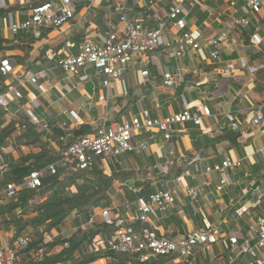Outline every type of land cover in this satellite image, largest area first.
Here are the masks:
<instances>
[{"label":"crops","instance_id":"crops-1","mask_svg":"<svg viewBox=\"0 0 264 264\" xmlns=\"http://www.w3.org/2000/svg\"><path fill=\"white\" fill-rule=\"evenodd\" d=\"M39 1L0 0V9L14 8L0 16V40L5 41L2 46L0 44V62L9 58L16 66L18 80L26 73L40 79L38 84H21L26 97L23 108L20 110L12 103L11 114L3 119L4 126L12 123L18 126L25 116L30 120L38 116L55 127L66 124L70 132L82 125L96 132L107 118L124 123L148 112L154 119L165 120L186 109L202 115L203 110L209 108L211 115H202L200 125L189 122L185 127L175 126L170 139L163 133L138 134L135 140L149 145L143 153L125 154L124 161L119 163L99 160L98 166L105 174L118 176L109 192L112 206L107 209L132 216L155 192L165 188L176 190L174 204L157 222V232L174 239L201 228H212L221 239L212 248L199 247L196 254L182 264H230L232 248L228 240L231 237L239 240L235 264H264V249L256 248L249 233L250 225L264 216V160L257 153L264 143V135L262 125L256 121L260 106L264 104V85H259L255 76L257 70L264 68V21L244 0H238L236 6L226 0H211L195 6L185 4L183 11L172 19L169 17L172 4L168 0H83L76 8L75 18L63 29L64 33L43 28L35 33L21 32L13 36L11 24L26 20L29 9ZM122 16L141 21L149 30L163 34L166 45L155 53L148 67L136 58L128 68L121 70L109 87H105L106 77L95 70L66 74L55 61L46 58L48 51L59 52L67 40L79 43L90 37L100 41L107 31L122 36ZM239 19L249 20L250 25L247 28L233 26ZM182 21L186 23L183 28L179 25ZM190 29L201 30L205 41L223 33L228 35V45L223 48L219 60H213V49L207 45L198 51L189 50L180 59L171 55L177 48V41ZM255 33L263 39L259 47L252 42ZM144 70L149 71L148 77L143 75ZM168 73L177 77L172 87L163 82ZM9 99L12 100L11 95ZM37 107H44L50 121L37 113ZM70 110L79 114L80 123L70 117ZM261 113L264 115V110ZM229 115L241 126L235 145L225 137L231 131ZM51 144L60 149L59 140H52ZM3 152L19 157L11 145ZM140 156L144 164L135 158ZM227 158L241 160L242 166L231 172V176L230 171H226L229 185L218 192L221 175L207 169L222 166ZM3 161L0 153V165ZM186 172L190 176L177 183L176 179ZM187 186L201 190L196 202L188 197ZM146 190H149L146 201L136 197ZM42 202L37 199L35 204ZM102 209L97 208L92 214L98 223L103 222ZM78 218L73 214L65 225L46 236V242L58 237L68 238L79 228L85 229L88 223L85 216L80 214ZM13 235V232L1 231L4 245L13 240ZM248 242L255 254H239ZM83 251L87 253L92 248L85 247ZM81 254L77 253L76 258ZM171 260L180 264L176 256ZM9 264L25 262L18 256ZM93 264H107V260Z\"/></svg>","mask_w":264,"mask_h":264},{"label":"built area","instance_id":"built-area-1","mask_svg":"<svg viewBox=\"0 0 264 264\" xmlns=\"http://www.w3.org/2000/svg\"><path fill=\"white\" fill-rule=\"evenodd\" d=\"M82 1L47 0L40 5L31 7L26 20L12 23L10 32L13 36H17L21 32L35 33L43 28H49L64 33L63 29L75 18L76 8ZM168 1L172 4L169 14L172 19L183 11L185 4L195 6L211 0ZM226 1L231 6H236L238 2V0ZM244 1L252 12L264 21V0ZM121 22L124 25L122 36H118L112 31H107L100 41H95L90 37H86L79 43L67 40L59 52L48 51L46 58L55 61L57 66L66 74L76 75L91 69L95 70L96 73L106 77L103 84L105 87H109L112 81L119 77L121 70L128 68L136 58H140L141 64L148 67L154 59L155 53L166 45L163 34L159 31L149 30L144 26L143 22L131 20L126 16L121 17ZM179 25L183 28L186 23L182 21ZM249 25L250 21L246 19H239L233 22L235 27L247 28ZM252 42L255 47H259L263 43V39L258 33H255L252 36ZM205 45L212 47L213 60H219L223 48L228 45V35L223 33L217 38L205 41L201 30L190 29L177 41V48L174 49L171 55L180 59L189 50L198 51ZM0 74L8 77V88L0 97V108L5 118L12 112V103L20 110L23 108L26 97L21 89V84L25 82L38 84L40 79L38 76L26 73L22 80H18L16 66L9 58H5L0 62ZM143 75L148 77L149 71L144 70ZM163 82L165 86L172 87L177 83V77L170 73L165 74ZM9 95H11L12 100L9 99ZM5 99L7 100L6 103L3 102ZM262 110H264V104L260 106L256 121L262 125V134L264 135V115L261 113ZM69 115L75 123H80L79 114L75 110H70ZM202 115L210 116V109L206 107ZM202 115L201 112H192L186 109L165 120H160L150 117L149 113L145 112L142 116L134 117L124 123L107 118L96 132L82 136L72 143H69L70 135H64L59 139L64 148L60 151L59 160L33 172L24 179L21 185L9 184L7 188L0 190V205L13 199L23 188L39 190L42 188L43 178L47 175H56L59 169H64L66 172L71 173L90 172L98 165L99 160H113L119 163L118 158L122 154L127 152L143 153L148 150L149 145L146 142H137L135 137L138 134L163 133L166 139H170L174 134L175 126L185 127L189 122L200 125ZM4 118H2V122ZM30 121L37 124L41 130H46L50 136L49 138H51L52 131L45 120L43 121L40 117L35 116ZM228 121L231 131H241V126L233 115L228 116ZM57 127L70 133L66 124ZM20 150L21 152L28 151L24 146L20 147ZM257 153L264 160V143L259 147ZM241 166V160L233 161L227 158L222 166L207 169L209 172L214 171L221 175V180L217 187L218 192H223L229 185L225 177L226 171L235 172ZM7 171L8 164L3 161L0 166V175ZM189 176L190 173L186 172L177 178L176 182L180 184L183 178ZM185 191L192 202H196L201 192L198 187L189 186L185 188ZM176 196L177 191L170 188L157 191L150 195L149 201L138 207L136 214L132 216H123L113 210L102 209L100 211L102 221L114 225L115 230L109 236H101V240L97 243V248L103 251L137 254L142 262L165 257L169 259L166 264H175L172 260L170 261V258L176 256L178 263L182 264L185 260L193 257L199 247L212 248L214 245L219 244L221 239L212 228H201L174 239L161 236L157 232V222L174 204ZM40 200L44 201V199ZM31 204L33 205L35 202ZM76 215L80 218V214ZM96 223H98L96 218L91 217L87 226ZM249 233L251 241L255 243L256 248L264 249V216L258 217L250 225ZM32 241L33 237L30 234H26L11 240L6 246L0 236V264L14 262L18 257V253L25 251ZM228 243L232 248V256L229 263L235 264L238 257L239 240L237 237H231ZM240 253L255 254L249 242L241 247ZM44 254L45 250L41 249L34 257L41 258Z\"/></svg>","mask_w":264,"mask_h":264},{"label":"trees","instance_id":"trees-1","mask_svg":"<svg viewBox=\"0 0 264 264\" xmlns=\"http://www.w3.org/2000/svg\"><path fill=\"white\" fill-rule=\"evenodd\" d=\"M46 1L41 0L38 5ZM13 10L14 8L0 9V16ZM4 42L0 40L1 46ZM255 76L258 84L264 85V68L257 70ZM7 84L8 77L0 74V97L6 92ZM2 118L4 114L0 108V153L8 164V171L0 175V190L7 188L9 184L21 185L33 172L57 162L60 151L64 148L60 143V149H55L51 144L52 140L58 141L69 134V143H72L82 136L94 133L88 125H82L68 133L49 124L52 131L49 138L46 130H41L27 117L18 126L15 123L4 126ZM225 137L235 145L240 133L229 131ZM12 141L14 149L19 152L18 158L3 152ZM23 146L28 152H21L20 147ZM117 177L114 174L108 176L98 165L90 172L71 173L59 169L56 175L43 178L42 188L39 190L23 188L13 199L0 205V230L13 232V239L26 234L33 237L28 248L18 253L25 264H93L99 260H107V264H165L168 261L165 257L142 262L137 254L99 250L98 237L109 236L115 230L114 225L105 222L88 225L85 229L81 227L68 238L58 237L46 242V236L65 225L73 214L84 215L89 221L95 209L110 208L112 199L109 192ZM148 196L149 190H146L136 197L146 201ZM37 199L44 201L32 205ZM89 246L92 251L85 253L83 250ZM41 249L45 250L44 256L35 258L34 255ZM77 253H82L80 258H76Z\"/></svg>","mask_w":264,"mask_h":264},{"label":"rangeland","instance_id":"rangeland-1","mask_svg":"<svg viewBox=\"0 0 264 264\" xmlns=\"http://www.w3.org/2000/svg\"><path fill=\"white\" fill-rule=\"evenodd\" d=\"M36 111H37V113L39 114V115H42L44 118H46L47 120H49L50 121V118H49V116H48V114H47V111L44 109V107H42L41 109L39 108V107H37L36 108ZM145 134H147V133H145ZM48 135V134H47ZM147 136V135H146ZM48 137H50L49 135H48ZM9 145H11V146H13V141L11 142V143H9L8 145H7V147L9 146ZM6 147V148H7ZM14 148V147H13ZM15 150V149H14ZM16 151V150H15ZM26 152H28V151H26ZM25 152V153H26ZM17 155H19V152L17 151ZM131 154V152H127V153H125V154ZM125 154H122L121 156H119V158H118V160H119V162H122V161H124V158H125ZM132 154H134V153H132ZM136 156V155H135ZM137 160H138V162H140L141 164H144V159H143V156H140V158L138 159L137 157H135ZM140 160V161H139ZM5 161H7L6 159H4V162ZM1 166V165H0ZM240 171V170H239ZM238 171V172H239ZM230 173V174H229ZM228 174H229V176H231L232 174H231V171L230 172H228ZM40 200V199H39ZM254 260H257V259H254Z\"/></svg>","mask_w":264,"mask_h":264}]
</instances>
